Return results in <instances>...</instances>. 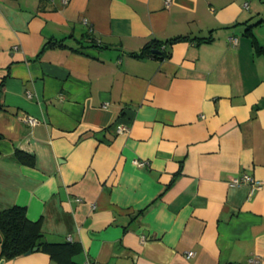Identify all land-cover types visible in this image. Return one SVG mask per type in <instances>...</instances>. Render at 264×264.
<instances>
[{"label": "crops", "instance_id": "0c3cea01", "mask_svg": "<svg viewBox=\"0 0 264 264\" xmlns=\"http://www.w3.org/2000/svg\"><path fill=\"white\" fill-rule=\"evenodd\" d=\"M165 1L0 0V211L73 264H264V0Z\"/></svg>", "mask_w": 264, "mask_h": 264}, {"label": "trees", "instance_id": "16d2710c", "mask_svg": "<svg viewBox=\"0 0 264 264\" xmlns=\"http://www.w3.org/2000/svg\"><path fill=\"white\" fill-rule=\"evenodd\" d=\"M184 38L176 37L170 40L171 43ZM254 40V39H253ZM255 49L264 55V45L254 40ZM157 49L161 57L168 55L165 45L156 43L152 46ZM158 56L157 54H153ZM25 156V155H24ZM23 157V156H22ZM0 257L11 260L26 254L33 248L38 240L43 239V234L39 221H30L26 216L24 207L14 206L0 211ZM77 245L71 242L64 243H44L38 250H46L50 256L58 260L61 264H73L72 256L77 251Z\"/></svg>", "mask_w": 264, "mask_h": 264}, {"label": "built area", "instance_id": "2783aa9c", "mask_svg": "<svg viewBox=\"0 0 264 264\" xmlns=\"http://www.w3.org/2000/svg\"><path fill=\"white\" fill-rule=\"evenodd\" d=\"M64 2H67L68 0H63ZM166 5H169L170 3V0H166L165 1ZM231 42L232 44H236V39H231ZM26 121L29 122L30 124H36L37 123V120L35 118H33L32 116H29L26 118ZM116 131L117 133H124V132H127L128 131V127L127 126H124V125H117L116 126ZM135 163L139 166H143L146 164L145 161H140V160H135ZM233 184H240V183H250L253 185V187H256V188H260L261 187V182L259 181H256L254 178H252L251 176L247 175V174H244L240 177H237L235 178L233 181ZM194 255V251H189L187 252V256L188 257H191ZM252 263H258V260L253 258L251 259Z\"/></svg>", "mask_w": 264, "mask_h": 264}, {"label": "water", "instance_id": "95a60500", "mask_svg": "<svg viewBox=\"0 0 264 264\" xmlns=\"http://www.w3.org/2000/svg\"><path fill=\"white\" fill-rule=\"evenodd\" d=\"M45 243V240L44 239H41V240H38L35 244V246L33 248H31L30 250H28L26 252V254H31L33 252H36L38 251L39 247ZM4 263V260H0V264H3Z\"/></svg>", "mask_w": 264, "mask_h": 264}]
</instances>
